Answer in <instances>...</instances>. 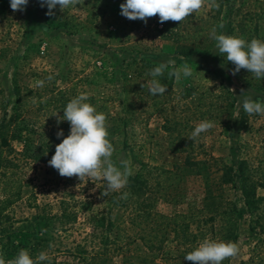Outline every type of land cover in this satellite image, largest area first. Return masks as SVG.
I'll list each match as a JSON object with an SVG mask.
<instances>
[{
    "label": "rangeland",
    "instance_id": "374dc122",
    "mask_svg": "<svg viewBox=\"0 0 264 264\" xmlns=\"http://www.w3.org/2000/svg\"><path fill=\"white\" fill-rule=\"evenodd\" d=\"M125 2L80 0L79 5L64 12L57 6L54 10L58 14L56 18L63 17L67 28H55L46 23L37 0H29L22 12H14L10 0H0V123L15 105L13 87L16 78L20 85L35 89L41 88L37 87V81L45 80L44 86L49 88L111 98V114H123L126 106L131 104L122 92L123 75L133 67L134 58L145 52L162 53L167 57L174 53L172 43L157 34L159 16L149 18L147 24L141 20H129L120 14V5ZM224 2L218 17L211 6L205 5L198 13L192 14L190 20L197 26L215 21L219 25L228 24L236 19L237 9L247 0ZM257 18L258 39L264 41V15ZM227 31L226 25L220 34L227 35ZM177 62V67L188 63L193 74L176 81V92L185 84L198 87L199 93L209 89L221 90L223 86L236 98L233 116L227 124L221 126L213 121L215 127L201 133L199 141L206 151L200 159L222 158L236 171L235 183L224 186L223 194L235 205L239 221L236 243L240 251L230 258V264H240L252 257L255 245L264 246V202L258 210L249 213L242 192L244 174L249 182L258 184V198L264 197V189L260 187L264 184V116L245 113L240 95L244 90L254 100H264V88L258 91L249 86V75H233L231 63L219 54L216 44L209 54L200 52ZM50 75L53 79L49 82L46 78ZM196 102V98L189 101L190 105ZM175 110L173 106L170 112L173 114ZM243 115L245 128L240 127ZM162 123L161 116L151 121L152 137L146 143L133 126L130 125L125 133L115 134L109 123L108 138L115 148L113 161L117 166L121 161L130 162L133 174L129 180L142 174L143 164L167 169L181 166L183 187L189 195L202 197L203 178L213 180L216 167L205 171L202 177L197 168L182 166V158L161 155ZM14 147L15 152L8 158L17 167L0 170V256L6 261L13 259L20 249H27L33 258L45 251L51 262H65L69 260V253L79 247L87 252L102 248L103 236L127 250H143L137 231L129 223L138 198L131 195L128 185L103 196L106 184L102 180L93 182L61 177L48 163L26 162L21 144L15 142ZM124 192L129 193L127 199H120ZM152 203L155 210L164 214L180 210L162 202L152 200ZM102 213L109 219L105 230L97 222Z\"/></svg>",
    "mask_w": 264,
    "mask_h": 264
},
{
    "label": "trees",
    "instance_id": "16d2710c",
    "mask_svg": "<svg viewBox=\"0 0 264 264\" xmlns=\"http://www.w3.org/2000/svg\"><path fill=\"white\" fill-rule=\"evenodd\" d=\"M219 8H212L218 17L225 5L224 0H216ZM40 12L46 17L50 27L67 28L64 18H56L58 14L49 16L47 7H41ZM237 17L226 24L227 35H238L247 41L258 39V18L264 15V0H247L236 11ZM192 15L183 22L167 21L159 23L157 34L164 40L170 41L174 47L172 55L145 52L134 58L133 67L125 71L122 88L126 100L131 104L126 106L124 113L111 114V98L89 96L88 103L96 107L98 112L106 115V124L111 123L113 133H124L131 125L140 131L143 141L149 142L152 137L150 123L161 116L163 123L160 130L164 133L160 145L161 155H173L183 159L184 167L197 168L202 177L205 171L216 167L215 178L204 180L203 196L189 195L183 187L184 175L181 166L167 169L159 165L143 164L144 170L129 180L128 189L132 196L138 198L135 211L129 217V223L137 231L138 240L143 246L140 252L127 250L107 236L102 237V248L87 252L84 248L69 253L65 262L53 261L51 264H191L184 257L195 250L205 238L217 241L236 242L239 238V221L235 205L228 201L223 194L224 186L234 184L236 171L222 158L205 155L203 144L199 137L195 141L188 139L196 127L195 122L202 120L215 121L224 126L233 116L236 98L233 93L222 86L221 90L209 89L199 93L198 87L185 84L179 92L175 91L176 81L168 79L167 72L160 78L168 85L163 96H152L147 88L151 79L146 75L160 62L169 59L177 61L203 52L209 54L216 41L211 38V30L216 27L217 34L221 28L217 21L207 25L197 26L190 20ZM174 29V30H173ZM171 56V57H170ZM224 60L226 58L222 56ZM138 59H140L138 61ZM231 63V62H230ZM232 67L235 66L231 63ZM171 67L169 68V71ZM237 75L247 77L249 86L255 90H263V80L255 79L247 70L242 69ZM54 76V75H53ZM145 84V87H142ZM16 102L10 114L0 123V170L17 167L8 156L15 152L14 143L22 145L23 159L33 163H48L55 154L56 145L62 142L70 133V124L62 121L57 124V115L63 116V110L71 99L78 94L49 86L35 89L20 85L18 79L14 83ZM196 98V104L189 101ZM176 110L170 112L172 107ZM131 108V109H130ZM244 115L241 116L240 127L245 128ZM63 130L64 137L57 138V132ZM243 197L248 212H254L264 202L257 196L258 184L249 182L242 174ZM264 189V184L261 186ZM147 196L144 198V196ZM143 197V198H142ZM152 200L180 208L174 214H164L155 210ZM1 220V212H0ZM102 230L108 229L109 219L106 214L97 218ZM253 255L240 264H264V246L257 244L253 247ZM230 258L222 264H230ZM41 264H48L43 261Z\"/></svg>",
    "mask_w": 264,
    "mask_h": 264
},
{
    "label": "clouds",
    "instance_id": "9594fccd",
    "mask_svg": "<svg viewBox=\"0 0 264 264\" xmlns=\"http://www.w3.org/2000/svg\"><path fill=\"white\" fill-rule=\"evenodd\" d=\"M39 2L41 7H47L46 14L49 16L55 15L54 10L57 6L61 12H64L80 4V0H39ZM28 4L29 0H10V7L14 12L25 11ZM205 5L219 8L216 0H126L120 5V14L129 20L144 21L145 24L149 18L157 15L161 24L167 21L183 22L192 14L198 13ZM219 28H224V24L221 23ZM210 36L216 41L219 54L235 66L232 69L233 75L244 69L255 79H264V41L253 38L249 42L242 37L217 34L216 27L211 30ZM165 72L168 79L174 78L177 82L193 74L188 63L176 67L173 59L160 62L146 73L151 77L147 82V88L152 96H163L167 92L168 85L162 83L160 79L164 77ZM46 79L50 82L53 77L50 75ZM44 84L45 80L37 81V87H43ZM142 87L144 88L145 84H142ZM241 92L243 111L249 116L254 114L264 116V100H254L246 95L244 90ZM88 100V94L82 92L70 100L63 110L62 117L59 113L55 115L58 125L62 121L69 122L70 133L64 137L62 129L57 132L58 139L64 138L56 145L55 154L48 164L57 170L61 177H77L80 181L87 179L93 182L102 180L106 184L102 195L108 196L109 193L118 192L128 185L129 177L133 174L132 168L129 161H121L120 166L113 161L115 148L108 138L106 115L98 112L95 106L87 102ZM214 127L213 121L202 120L188 139L195 141L201 133L208 132ZM128 195L129 193L124 192L119 198L127 199ZM239 251L236 242L205 238L184 259L191 264H222V261L235 257ZM43 261L51 264V259L45 251H41L35 258L27 249H20L13 259L7 261L0 256V264H41Z\"/></svg>",
    "mask_w": 264,
    "mask_h": 264
}]
</instances>
